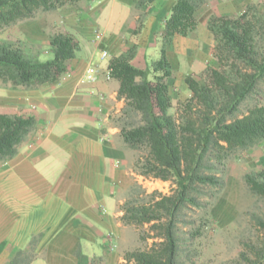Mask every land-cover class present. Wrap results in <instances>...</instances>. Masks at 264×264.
<instances>
[{
	"label": "crops",
	"instance_id": "crops-1",
	"mask_svg": "<svg viewBox=\"0 0 264 264\" xmlns=\"http://www.w3.org/2000/svg\"><path fill=\"white\" fill-rule=\"evenodd\" d=\"M135 1L80 0L12 26L14 37L43 47L50 31L71 33L79 49L54 84L0 86V112L35 120L16 155L0 162V264L125 262L118 246L129 226L121 222L120 205L143 176L133 170V153L119 135L117 118L125 101L107 64L131 45L137 46L133 62L158 58L164 21L175 2L144 0L136 8ZM260 1L205 0L196 9V30L176 34L167 51L173 105L189 96L185 75L197 76L214 63L209 17L235 15ZM88 67L94 81L83 80ZM248 153L255 158L251 167L264 168V144L241 154Z\"/></svg>",
	"mask_w": 264,
	"mask_h": 264
},
{
	"label": "trees",
	"instance_id": "trees-1",
	"mask_svg": "<svg viewBox=\"0 0 264 264\" xmlns=\"http://www.w3.org/2000/svg\"><path fill=\"white\" fill-rule=\"evenodd\" d=\"M80 0H0V34L41 12L73 5ZM205 0H175L164 21L159 56L144 67L133 63L137 46L112 56L109 77L118 84L124 106L117 123L125 145L136 152L133 170L143 177L169 180V193L134 190L136 196L121 205V222L136 228L149 224L153 241L146 249L125 251L124 264H185L179 224L190 207L207 212L223 187L226 163L242 152L264 144V100L257 99L264 84V0L248 4L235 15H212L207 28L213 35V64L197 76L187 74L189 96L172 103V67L167 51L176 34L196 30V9ZM144 0H136L140 7ZM140 18L135 32L140 30ZM43 47L13 36H0V86L36 89L54 84L68 72L79 49L78 40L59 29L48 33L50 58L41 60ZM32 116L0 112V162L16 155L34 125ZM250 192L264 199V169L244 174ZM138 194V195H137ZM207 198L206 201H203ZM202 223L192 226L191 240L201 233ZM260 231L250 254L241 252L236 264H264V213L252 217ZM145 239V237H141Z\"/></svg>",
	"mask_w": 264,
	"mask_h": 264
},
{
	"label": "rangeland",
	"instance_id": "rangeland-1",
	"mask_svg": "<svg viewBox=\"0 0 264 264\" xmlns=\"http://www.w3.org/2000/svg\"><path fill=\"white\" fill-rule=\"evenodd\" d=\"M16 29L15 27H9L0 36L14 37L12 34L16 32ZM50 56L48 45H46L40 54V59L44 60L50 58ZM133 63L144 67L150 62L139 64L134 61ZM257 99L264 100V84L261 86V91L258 95H252L242 105L241 111H245L246 107ZM131 151L134 162L136 152ZM254 160V155L251 153L245 154V156L239 154L237 158L229 159L221 175L223 187L213 204L206 208L207 212L204 213L202 209L195 207L184 210V219L190 222L188 224H179L185 264H236L242 261L240 259L241 252L250 254V245L256 243L260 235V231L252 217L255 214L264 213V199L252 194L243 179L245 173L261 168L258 166L257 168L251 167L254 164ZM172 186L169 180L138 177L126 191L124 201L136 196V191L134 192L133 189L140 191L139 195L137 194L139 198H144V192L141 191L149 193L153 190H158L162 193H169ZM206 200L207 198L203 199V201ZM202 214L205 215L203 216V222L205 223L202 224L201 233L191 240L188 234L189 229L193 225L195 227L201 225L202 220L200 217ZM128 226L127 239L118 246L123 254L125 251L136 248L146 249L151 245L153 239L147 237L149 232L152 233L149 229V224H144L138 228L131 225ZM141 237H145V239Z\"/></svg>",
	"mask_w": 264,
	"mask_h": 264
},
{
	"label": "built area",
	"instance_id": "built-area-1",
	"mask_svg": "<svg viewBox=\"0 0 264 264\" xmlns=\"http://www.w3.org/2000/svg\"><path fill=\"white\" fill-rule=\"evenodd\" d=\"M97 37H99L97 35ZM107 56V52L106 51H103L102 52V57H106ZM95 71L92 67H88L87 70H86V75L84 76V79L85 81H94L95 80ZM108 238L110 239L111 237L108 236Z\"/></svg>",
	"mask_w": 264,
	"mask_h": 264
}]
</instances>
